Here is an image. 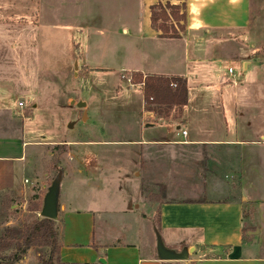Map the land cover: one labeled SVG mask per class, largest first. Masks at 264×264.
<instances>
[{
  "label": "crops",
  "instance_id": "1",
  "mask_svg": "<svg viewBox=\"0 0 264 264\" xmlns=\"http://www.w3.org/2000/svg\"><path fill=\"white\" fill-rule=\"evenodd\" d=\"M0 1L4 6H0V18L4 14L1 8L6 5L8 8L34 6L33 0ZM43 1L35 4L39 15H42ZM68 1L74 7L79 3ZM51 2L53 7L66 4V0ZM262 4L264 8V2ZM167 5L178 7L179 14L184 12L182 33L172 32L177 24L171 19L166 22L168 33L159 29L160 24L154 25L161 19L151 22V9L163 8L167 12ZM138 8L137 18L132 21L127 17L116 31L126 36L122 56L121 53L116 55L123 63L118 68L119 73L182 78L186 82L187 102L168 113L173 117L176 110L180 117L177 122L169 124L163 120L168 116L157 117L160 118L157 123L166 128V139H104L88 142L87 147L92 148L93 144L110 150L136 147V165L131 167L136 176L141 151L151 146L179 145L215 150L219 162L211 167L214 162H206L208 166L201 168L199 178L201 186L206 185L202 188L205 197L145 202L140 194L136 204L130 198L111 193L105 198V205H101L103 200L97 197L82 194L111 185L108 176L111 171L108 173L101 168L93 157L67 163L73 177L67 178L60 171L58 219L54 221L60 260L66 264H100V259L104 264H164L156 259L153 233L156 229L166 247L193 248V264H264V79L256 77L259 70L264 71V65L257 66L251 58L264 51V21L259 23L263 26L261 29L257 25L259 19L252 20L251 0H140ZM55 14L57 12L52 10L51 15ZM42 18L44 21L43 15ZM5 25V20L0 19V32ZM56 25L65 28L68 34L87 30L76 19L74 23L58 22ZM17 26L12 23V32ZM53 26L46 23L44 31L48 32ZM19 37L12 35V48L9 49L15 61L12 65L19 63L17 57L26 61L34 52L33 46ZM130 41H136L134 48L130 47ZM131 50L136 58L130 54ZM223 63H227L226 72ZM229 68L231 74L227 72ZM142 100L143 95L141 106ZM85 109L86 105L81 120ZM22 110L20 115H23ZM147 125L149 123L144 130L153 126ZM179 129L186 132V138L181 137ZM50 139H40L42 143L23 140L19 150L13 145L12 152L1 150L0 193H7L14 199H27L37 193L33 191V164L40 162L41 167L46 166L49 157L43 153L47 147L61 144L67 146V150H76L79 144L81 146L77 142ZM183 140L185 143L175 144ZM29 147L33 148L31 152L23 154L22 149ZM29 168L31 177H23ZM220 176L229 180L224 182ZM70 183L77 197L68 204L64 200L60 202L62 188L66 191ZM44 187L42 183V192ZM215 192L234 195L231 198L214 196Z\"/></svg>",
  "mask_w": 264,
  "mask_h": 264
},
{
  "label": "rangeland",
  "instance_id": "2",
  "mask_svg": "<svg viewBox=\"0 0 264 264\" xmlns=\"http://www.w3.org/2000/svg\"><path fill=\"white\" fill-rule=\"evenodd\" d=\"M51 1L44 0L42 9L44 21L47 24H54V28H50L48 32L44 31L46 23L35 5L38 0H33L34 6L31 8L19 6L8 8L7 5L1 8L4 14L0 19L5 20L6 25L0 32L4 38L3 42L0 40V152L1 150L12 152V145L19 150L21 141L33 140L38 134L41 136L32 142L42 143L40 139L46 137L52 138L49 141L77 142L81 143V146L79 144L76 150L73 148L67 150L65 148L67 146L61 144L47 147L43 153L44 156L49 157L46 166L41 167L40 162L33 164L35 168L33 191L37 193L27 199H14L7 193H0V231L4 227H22L40 219L41 195L45 194L46 188L58 172L61 171L67 178H71L72 170L68 168L67 163L75 160L85 161L90 157H93L92 159L101 165V168L103 167L107 172L111 171L108 172L111 185H102L106 186L102 190L94 193L87 191L82 194L103 200L101 205L106 204L105 198L111 193L119 194L125 199L130 198L136 204L140 194L145 202H152L153 199L161 201L207 196L202 192V188H206V185L201 186L199 173L201 168L208 166L206 162H214L210 167L217 164L218 153L215 150L179 145L151 146L141 151L136 176L135 172L131 171V167L136 165V147L125 146L111 150L97 148L95 146L97 144H93L92 148L87 147L88 142L104 139L167 138L166 128L157 123L160 118L153 113L144 114L140 88L129 87L123 79V76L127 77L130 74L132 81L136 83L135 77H141L142 80L143 76L138 73L125 75L118 71L123 64L119 58L123 53L126 36L116 31L117 28L121 29V24L124 25L127 17L132 21L137 18L140 0H77L79 3L75 7L66 0V4L63 7L58 6L59 8L56 5L53 7ZM263 2V0H251L252 20L259 19L258 27H260L259 23L264 21ZM0 6L4 7L1 3ZM181 8L184 9L183 5ZM52 10L58 15L52 16ZM167 10L168 14L174 12L177 17L184 15V12L179 14L178 7L173 11L168 8ZM160 11H154V18L159 17ZM75 19L87 30H77L75 34L73 32L68 34L65 28L56 27L58 22L70 24L74 23ZM170 19L173 20L169 17L168 20ZM184 20L180 19L181 25L174 21L177 29L172 28L173 33L183 32ZM167 21H160L154 25L164 24V31L167 32ZM12 23L18 24L14 32H12ZM263 26L260 28L262 29ZM12 35L20 36L21 41L31 44L34 48L33 54L27 56L26 61L17 57L19 63L14 65H12L15 62L12 50H9L12 48ZM135 44L136 41H130V47L134 48ZM133 52L134 50H131L130 54L136 58ZM117 54L120 56H116ZM251 58L257 66L264 65V51ZM226 64L223 63L225 72ZM256 77L258 80L264 79V71L259 70ZM79 100L86 105V118L83 120H81L83 110L71 104L72 101L76 103ZM18 102L25 104L22 110L24 116L20 115ZM163 111L166 112L161 110L160 114ZM24 117L27 119H23ZM179 118V113L175 110L173 117L171 113V117L168 116V119L163 120L173 124ZM148 123L153 126L144 130L143 127ZM174 138L179 139L178 136ZM183 142L185 141H176L175 144ZM32 149L23 148L22 153L28 155ZM46 152L50 154L47 155ZM31 174L29 168L23 177L30 178ZM220 179L224 182L229 180L223 176H220ZM42 183L45 185L43 192L40 190ZM68 187L66 191L62 188L60 199V202L64 200L67 204L77 197L71 183ZM215 193L214 196L227 198L234 195ZM13 250L14 243L0 250V255L7 256L13 253ZM45 252L46 250L42 248L28 249L21 260L13 264H40L39 257ZM192 258L190 254L187 261L164 264H193ZM7 260V258L3 259L1 264Z\"/></svg>",
  "mask_w": 264,
  "mask_h": 264
},
{
  "label": "trees",
  "instance_id": "3",
  "mask_svg": "<svg viewBox=\"0 0 264 264\" xmlns=\"http://www.w3.org/2000/svg\"><path fill=\"white\" fill-rule=\"evenodd\" d=\"M168 6V5H167ZM161 8V7H159ZM168 9L173 11L177 7L168 6ZM159 19L165 22L170 18L175 22H180L185 19V15L177 17L174 12L166 14L163 8ZM150 20L155 22L153 8L151 9ZM159 29L165 33L163 24ZM136 83L141 82V77H135ZM175 85V87H172ZM143 101L145 103L144 112L156 114V116H168V113L173 107L184 106L187 102V88L184 79L179 77H163V76H146L143 80L142 88ZM151 99V100H150ZM163 108V109H162ZM161 110L166 112L160 114ZM156 225L158 217L156 218ZM14 243L13 253L7 256L0 255V264L2 260L7 258L4 264H13L23 257L28 249L42 248L46 252L39 257L40 264H66L60 261L59 257V236L54 226V221L40 218L36 219L22 227H4L0 231V250Z\"/></svg>",
  "mask_w": 264,
  "mask_h": 264
},
{
  "label": "water",
  "instance_id": "4",
  "mask_svg": "<svg viewBox=\"0 0 264 264\" xmlns=\"http://www.w3.org/2000/svg\"><path fill=\"white\" fill-rule=\"evenodd\" d=\"M76 68V65H75ZM71 104H74L72 102ZM78 109H84L85 103L78 101L74 104ZM85 113L83 112V119ZM147 126H152L149 124ZM60 183H61V172L59 171L55 179L45 190V194L41 201V208L39 216L44 219L56 221L58 219V208H59V195H60ZM155 237V253L156 259L161 262H173V261H187L189 260L190 254L193 253V248L183 247L179 250L171 249L165 246L163 240L156 229H153ZM100 264H104V260L98 261Z\"/></svg>",
  "mask_w": 264,
  "mask_h": 264
},
{
  "label": "built area",
  "instance_id": "5",
  "mask_svg": "<svg viewBox=\"0 0 264 264\" xmlns=\"http://www.w3.org/2000/svg\"><path fill=\"white\" fill-rule=\"evenodd\" d=\"M227 72L229 73V74H231L232 73V69L231 68H229L228 70H227ZM144 76L142 77V80H141V82L140 83H134L133 81H132V76L130 75V74H128V76L127 77H124L123 76V79L125 80V83L129 86V87H131V88H134V87H141V88H143V80H144ZM172 87H175V85H172ZM151 100V99H150ZM17 106L20 108V109H23L24 107H25V104L24 103H22V102H19L18 104H17ZM144 107H145V103H144V101L142 100V109H143V112H144ZM150 114L149 112H144V114ZM179 132H180V134H181V137L184 139V138H186V132L184 131V130H181V129H179L178 130ZM183 143H185V142H183Z\"/></svg>",
  "mask_w": 264,
  "mask_h": 264
},
{
  "label": "bare ground",
  "instance_id": "6",
  "mask_svg": "<svg viewBox=\"0 0 264 264\" xmlns=\"http://www.w3.org/2000/svg\"><path fill=\"white\" fill-rule=\"evenodd\" d=\"M192 1H195V0H192ZM192 10V9H191ZM192 12H193V10H192Z\"/></svg>",
  "mask_w": 264,
  "mask_h": 264
}]
</instances>
